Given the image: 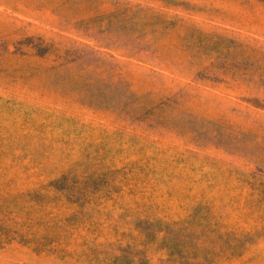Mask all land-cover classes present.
I'll return each mask as SVG.
<instances>
[{
  "label": "rangeland",
  "instance_id": "1",
  "mask_svg": "<svg viewBox=\"0 0 264 264\" xmlns=\"http://www.w3.org/2000/svg\"><path fill=\"white\" fill-rule=\"evenodd\" d=\"M0 264H264V0H0Z\"/></svg>",
  "mask_w": 264,
  "mask_h": 264
},
{
  "label": "trees",
  "instance_id": "2",
  "mask_svg": "<svg viewBox=\"0 0 264 264\" xmlns=\"http://www.w3.org/2000/svg\"><path fill=\"white\" fill-rule=\"evenodd\" d=\"M50 45H46L43 40L40 38L39 41L34 43L32 45V48L35 49V54L44 57L45 55L50 53ZM19 46L16 48V50H19ZM21 50V49H20ZM98 52V51H97ZM56 62L53 65L54 69L58 73L59 71H64L69 70L70 68L68 67L71 58L72 61L83 59V53L79 51L77 48H66L62 54H56ZM98 62L100 65H107L109 62L107 60H104V58L99 56ZM88 82L86 83L85 86H88L89 79L87 80ZM99 80H95L94 82L99 83V85L105 87L106 89L109 88V83H108V78L107 79H101L100 82H97ZM105 89V90H106ZM115 93H116V107L115 110L117 113L123 115L124 117L128 118H133L134 115H136L137 111V105H136V99L134 97V93L129 89V84L124 81L121 77L118 78V81L116 83V86L114 88ZM123 117V118H124Z\"/></svg>",
  "mask_w": 264,
  "mask_h": 264
}]
</instances>
